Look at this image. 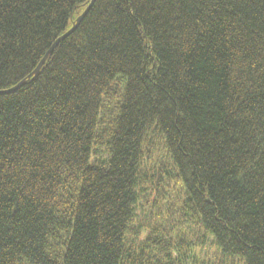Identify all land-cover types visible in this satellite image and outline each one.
Here are the masks:
<instances>
[{
    "label": "trees",
    "instance_id": "16d2710c",
    "mask_svg": "<svg viewBox=\"0 0 264 264\" xmlns=\"http://www.w3.org/2000/svg\"><path fill=\"white\" fill-rule=\"evenodd\" d=\"M0 0V264H264V0Z\"/></svg>",
    "mask_w": 264,
    "mask_h": 264
},
{
    "label": "water",
    "instance_id": "95a60500",
    "mask_svg": "<svg viewBox=\"0 0 264 264\" xmlns=\"http://www.w3.org/2000/svg\"><path fill=\"white\" fill-rule=\"evenodd\" d=\"M97 0H91V3L89 4V6L87 7V9L85 10V12L76 19L73 27L67 32L65 33L63 36H61L59 39H57L55 41V43L52 45V47L50 48V50L48 51L47 55L44 57V59L40 62L39 66L37 67V69L35 70V75L37 73H39L40 69L43 67V65L45 64L47 57L50 53H52L57 46L62 43L63 41H65L66 39H68L78 28V25L81 23V21L86 17V15L89 13V11L91 10V8L93 7V5L95 4ZM25 82H21L18 85H16L15 87L8 89V90H4V91H0V96H4V95H9L12 94L14 92H16L21 86L25 85Z\"/></svg>",
    "mask_w": 264,
    "mask_h": 264
}]
</instances>
